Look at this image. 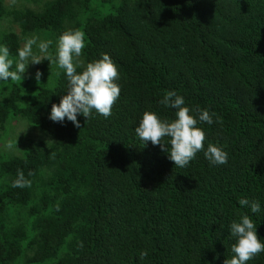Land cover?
<instances>
[{
	"label": "trees",
	"instance_id": "obj_1",
	"mask_svg": "<svg viewBox=\"0 0 264 264\" xmlns=\"http://www.w3.org/2000/svg\"><path fill=\"white\" fill-rule=\"evenodd\" d=\"M31 2L10 9L0 0L10 57L37 37L51 41L53 60L35 65L39 82L21 74L0 97L1 133L23 120L45 136L31 131L17 138L19 155H0V264H224L229 224L243 214L264 239V0ZM67 30L84 34L82 65L107 54L119 73L111 115H78L79 128L48 118L69 87L54 62ZM168 91L213 118L198 122L205 149L183 168L134 131L145 111L175 118L160 103ZM209 143L227 152L226 164L209 163ZM18 171L30 187H12ZM240 199L259 201L261 212ZM247 264H264V252Z\"/></svg>",
	"mask_w": 264,
	"mask_h": 264
},
{
	"label": "clouds",
	"instance_id": "obj_2",
	"mask_svg": "<svg viewBox=\"0 0 264 264\" xmlns=\"http://www.w3.org/2000/svg\"><path fill=\"white\" fill-rule=\"evenodd\" d=\"M51 41H39L37 37L27 38L23 47L18 49L17 57L11 58L8 47L0 44V82L7 83L21 78L29 63L38 65L47 59ZM38 50L34 52L33 48ZM85 47L84 34L78 30L63 32L56 41L54 62L63 70L68 81L67 94L62 96L58 104L53 103L48 118L53 122L63 123L65 118L77 128L80 122L78 115L89 118L93 110L105 118L111 115L112 106L120 96V87L115 82L119 79L117 66L107 54L82 65L79 57ZM15 64V71H12ZM82 67V71H77ZM43 73L37 69L35 79L40 81ZM161 104L175 110L172 120L161 119L156 112L145 111L134 131L136 136L146 144L160 145L166 150L168 158L176 167H186L196 154L205 149V133L197 127L198 122L213 123L208 109L192 110L185 104L184 97L176 91H168ZM167 138L165 145L162 141ZM11 147V145H9ZM204 156L212 165H222L228 162V154L222 147L209 143ZM31 181L25 178L23 171H18L12 187H30ZM242 207L250 209L251 213L261 212L259 201L240 199ZM229 233L234 238L231 247V259L224 264H247L255 255L264 252V239L257 235V224L248 214L241 215L229 224ZM148 255L147 251L140 253V259Z\"/></svg>",
	"mask_w": 264,
	"mask_h": 264
},
{
	"label": "rangeland",
	"instance_id": "obj_3",
	"mask_svg": "<svg viewBox=\"0 0 264 264\" xmlns=\"http://www.w3.org/2000/svg\"><path fill=\"white\" fill-rule=\"evenodd\" d=\"M99 1H101V0H95L94 5L99 6ZM3 2L5 4V6L7 8H10V9L13 7H23L25 5H27L29 7H33V8L37 7L33 2H31V0H3ZM10 26L11 25L7 21H3L1 23V28L4 29L5 31L9 30ZM13 29L17 33L20 32V29L17 25H13ZM36 71L37 70H36L35 65L29 63V65L26 67L24 74H26L30 77H34ZM41 79H42V77H41ZM15 83H16V80L12 81V80H10V78L6 84L0 83V97L9 93L12 90V86H14ZM31 131L35 135V138L43 139L45 137L42 132H40V131L38 132V130H32L28 126V124L23 120L12 121L8 127V132H6V133H9V136H5L4 133L0 132V155H2V154H9L10 156L19 155L21 153V151H19V148L22 146V144H21V142H19V143L17 142V138L27 137L28 135H30ZM37 135H38V137H37ZM13 139H16V140L13 141ZM9 145H11V147H9ZM28 240L29 239H27L26 244L28 243ZM26 253L28 254V250ZM32 254L33 253H31V255ZM24 258L25 257H23L20 260L19 264H24Z\"/></svg>",
	"mask_w": 264,
	"mask_h": 264
}]
</instances>
